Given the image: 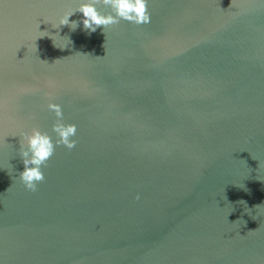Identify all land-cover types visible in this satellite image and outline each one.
<instances>
[{
	"label": "water",
	"instance_id": "obj_1",
	"mask_svg": "<svg viewBox=\"0 0 264 264\" xmlns=\"http://www.w3.org/2000/svg\"><path fill=\"white\" fill-rule=\"evenodd\" d=\"M83 2L0 0V264H264V0H148L105 32ZM49 100L77 144L33 192Z\"/></svg>",
	"mask_w": 264,
	"mask_h": 264
},
{
	"label": "clouds",
	"instance_id": "obj_2",
	"mask_svg": "<svg viewBox=\"0 0 264 264\" xmlns=\"http://www.w3.org/2000/svg\"><path fill=\"white\" fill-rule=\"evenodd\" d=\"M102 8L105 10L102 11ZM75 11L83 14V26L91 32H95L100 27L104 31L109 26L119 24L121 20L136 25L151 22L148 0H90V2L81 3ZM75 11L62 17L57 28L61 25H69V17ZM70 26L75 30L78 22L71 21ZM47 107L54 112L57 118L52 125V131L57 139L53 141L47 132L41 131L38 127H33L30 133H21L23 140L20 142L19 156L24 167L19 173V179L26 189L33 192L37 190L38 184L44 181L42 167L48 165L56 146L63 145L71 150L77 144V140L73 138L77 134V126L75 123L64 122L61 105L49 100ZM136 199H139V194Z\"/></svg>",
	"mask_w": 264,
	"mask_h": 264
}]
</instances>
